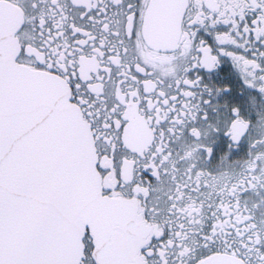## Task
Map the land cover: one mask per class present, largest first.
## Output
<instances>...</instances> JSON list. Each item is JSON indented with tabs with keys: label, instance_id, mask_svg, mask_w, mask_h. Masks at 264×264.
I'll list each match as a JSON object with an SVG mask.
<instances>
[{
	"label": "snow or ice",
	"instance_id": "obj_1",
	"mask_svg": "<svg viewBox=\"0 0 264 264\" xmlns=\"http://www.w3.org/2000/svg\"><path fill=\"white\" fill-rule=\"evenodd\" d=\"M0 264H264V0H0Z\"/></svg>",
	"mask_w": 264,
	"mask_h": 264
}]
</instances>
